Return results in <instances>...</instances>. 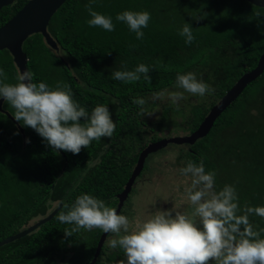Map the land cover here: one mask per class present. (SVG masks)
<instances>
[{
	"label": "trees",
	"instance_id": "obj_1",
	"mask_svg": "<svg viewBox=\"0 0 264 264\" xmlns=\"http://www.w3.org/2000/svg\"><path fill=\"white\" fill-rule=\"evenodd\" d=\"M27 1L17 0L2 8L0 26ZM87 3L67 0L52 16L47 31L57 50L48 47L41 34L29 36L22 49L34 82L68 84L74 99L89 111L99 103L108 105L115 130L111 137L93 140L80 153L72 154L53 150L31 127L14 119L22 134L0 112V241L59 207L36 230L1 246L0 264H89L104 231L80 228L66 236L64 232L73 226L61 223L58 216L81 193H90L116 209V195L123 190L141 152H136L137 146L142 150L161 139L153 134L149 143L143 141L144 123L133 98L174 88L178 72L195 73L213 91L206 94L208 103L191 105L184 116V130L191 133L235 82L256 66L264 51V9L247 0H97L92 7L112 16V32L88 26ZM126 9L151 13L143 39H136L126 24L115 20L116 14ZM185 22L193 27L190 44L178 34ZM138 63L151 66L150 80L143 74L140 80L128 83L112 78L113 69L131 70ZM0 67L6 73L5 82L15 83L18 70L6 49L0 51ZM2 108L14 114L7 101ZM173 148L177 149L179 169L188 160H203L205 170L215 172L217 191L225 184L234 185L241 209L264 205V72L216 119L207 136L193 145ZM159 152L148 156L143 172ZM249 219L254 227L264 228V219ZM111 235L109 232L95 264L120 263L122 249H105Z\"/></svg>",
	"mask_w": 264,
	"mask_h": 264
},
{
	"label": "clouds",
	"instance_id": "obj_2",
	"mask_svg": "<svg viewBox=\"0 0 264 264\" xmlns=\"http://www.w3.org/2000/svg\"><path fill=\"white\" fill-rule=\"evenodd\" d=\"M96 2L88 0L85 5L90 17L86 23L89 27L114 31L112 16L95 10L92 5ZM150 19L147 10L126 9L115 16L138 40L143 39V29L148 27ZM192 28L185 22L179 29L178 34L185 38L186 44L194 40ZM150 67L138 63L131 70L113 69L111 76L125 83L140 80L141 74L150 80ZM15 79V83L5 82L7 76L0 67V99L14 109L12 116L16 121L31 127L53 150L78 154L93 140L112 136L115 123L108 105L99 103L89 111L74 99L68 84L57 82L50 86L44 81L34 82L33 73L27 70L18 71ZM173 87L176 90L154 92L153 99L167 98L175 104L185 93L204 97L213 91L210 84L190 71L178 72ZM132 102L140 107L142 115L154 113L147 112L145 98L134 97ZM180 172L190 177L185 192L194 206L191 216L160 210L130 227L132 222L127 215L118 214L103 199L81 193L58 216L61 223L73 226L65 235L71 236L80 228L88 231L99 228L115 234L109 247L123 250L120 264H264V228L254 227L249 219L250 216L264 219V205H247L241 209L235 186L225 184L217 191L215 172L206 171L203 160L199 163L188 160Z\"/></svg>",
	"mask_w": 264,
	"mask_h": 264
},
{
	"label": "water",
	"instance_id": "obj_3",
	"mask_svg": "<svg viewBox=\"0 0 264 264\" xmlns=\"http://www.w3.org/2000/svg\"><path fill=\"white\" fill-rule=\"evenodd\" d=\"M16 1L17 0H0V11L2 8L10 6ZM66 1L67 0H28L23 5V7L18 10L4 25L0 26V51L4 49L8 50L18 71L27 70V57L23 52L22 46L29 36L33 34H41L48 47L53 50L58 49L56 42L48 33L47 27L52 16ZM247 1L254 6L264 9V0ZM263 72L264 51L260 55L256 66L252 70L245 72L221 97V99L210 108L208 114L205 116L195 131L184 136L162 138L147 144L145 148H143L139 153L136 165L128 181L126 182L124 189L117 195L118 204L116 209L118 214L121 212L123 204L127 200L135 181L143 171L145 161L150 154L159 152L172 144L193 145L197 140L207 136L216 119L242 94L244 89L259 76H261ZM3 102L4 100L0 99V112L4 113L9 119H11V121H13V123L23 134L24 131L19 126V124L7 111L3 110ZM58 209L59 207L47 217L39 220L33 225L28 226L25 230L0 241V247L33 232L40 225L49 221L56 214ZM108 234L109 233L105 232L101 234L94 253V257L89 264H95Z\"/></svg>",
	"mask_w": 264,
	"mask_h": 264
},
{
	"label": "rangeland",
	"instance_id": "obj_4",
	"mask_svg": "<svg viewBox=\"0 0 264 264\" xmlns=\"http://www.w3.org/2000/svg\"><path fill=\"white\" fill-rule=\"evenodd\" d=\"M176 90L174 88L167 89ZM148 101L145 106L147 112H154L152 115L140 114V120L144 123L142 129V139L148 141L151 135H157L161 139L173 136H184L189 134L184 130V116L188 114L191 105L205 101L208 103L206 95L204 97L192 96L185 93L183 99L178 103H171L167 98L153 99L147 96ZM169 106V111L162 119L165 107ZM149 143V141H148ZM177 145H169L164 151L154 155L148 163V169L143 172L134 183L132 196L125 211L132 222L130 227L142 222L150 215H154L160 210L180 211L187 215H192L194 206L187 200L185 189L190 185V177L180 172L176 161ZM141 146H137L136 152H140ZM111 235L106 242L107 252H117V249L109 247V241L114 238ZM124 259V253L122 259ZM120 264V263H119Z\"/></svg>",
	"mask_w": 264,
	"mask_h": 264
},
{
	"label": "flooded vegetation",
	"instance_id": "obj_5",
	"mask_svg": "<svg viewBox=\"0 0 264 264\" xmlns=\"http://www.w3.org/2000/svg\"><path fill=\"white\" fill-rule=\"evenodd\" d=\"M145 162H146V161H145ZM142 174H143V171L141 172V174L139 175V177L142 176ZM139 177H138V178H139ZM138 178H137V179H138ZM123 189H124V188H123ZM121 192H122V191H121ZM121 192H120V193H121ZM131 193H132V190H131V192H130L128 198H127V200L124 202L123 207H122V209H121V212H122V210H126V209H127L128 204H129V200H130V195L132 196ZM118 194H119V193H118ZM118 194H117V195H118ZM117 195H116V198H117ZM117 200H118V199H117ZM117 204H118V201H117ZM116 207H117V206H116ZM106 239H107V238H106Z\"/></svg>",
	"mask_w": 264,
	"mask_h": 264
}]
</instances>
